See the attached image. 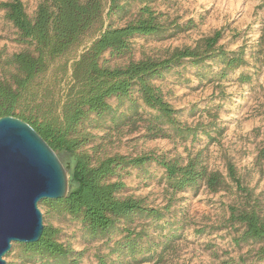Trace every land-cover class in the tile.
<instances>
[{
  "label": "trees",
  "instance_id": "obj_1",
  "mask_svg": "<svg viewBox=\"0 0 264 264\" xmlns=\"http://www.w3.org/2000/svg\"><path fill=\"white\" fill-rule=\"evenodd\" d=\"M145 0H40L30 17L22 0H2L0 8L5 18L16 28L20 43L31 49L12 53L8 64L15 69L8 79L0 78V117L12 115L26 121L55 151L64 166L68 165V191L64 197L42 199L39 205L50 214L69 215L78 220L91 239L112 241L105 254L95 253V264H124L143 261L151 250L143 246L145 229L133 225L136 219L158 221L165 212L145 205L132 196H120L125 184L118 176L128 167L142 168L155 162L164 170L166 185L172 191L204 185L215 192L226 185V177L219 170L209 169L196 156L185 161L179 157L148 152L139 155L115 153L93 161L84 149L92 134L84 129L92 119L106 117L114 128L141 119V107L153 111L147 118L148 130L167 136L166 128L175 136L195 139L204 135L215 141L223 128L216 112H210L207 122L194 125L183 123L178 110L165 98L154 83L172 69L185 64L200 66L207 61L220 62L218 74L225 77L230 71L246 63L244 46L226 50L217 44L219 31L201 38L194 46L175 47L159 58L144 57L123 65L110 66L103 59L119 57L131 49L136 36L164 37L172 34L171 26L159 20V15L145 2L136 16L122 25H107L71 65V83L64 100L55 106L37 100L32 91L35 79L45 73L51 62L69 53L94 25L107 17H121L129 11V3ZM179 28L175 26L174 31ZM264 45V20L258 46ZM245 79H249L245 76ZM110 100H114L113 105ZM166 127V128H165ZM264 156V155H263ZM227 176L238 190L246 193L231 164ZM228 221L242 227L234 236L237 244L258 243L255 259L226 264H264V213L255 208L229 206ZM60 229L44 224L40 238L35 242L12 244L7 256L24 260H38L42 264H79L81 251L72 249L59 240ZM113 236L115 237L113 239ZM115 255V259L111 256ZM11 264V262H7Z\"/></svg>",
  "mask_w": 264,
  "mask_h": 264
},
{
  "label": "rangeland",
  "instance_id": "obj_2",
  "mask_svg": "<svg viewBox=\"0 0 264 264\" xmlns=\"http://www.w3.org/2000/svg\"><path fill=\"white\" fill-rule=\"evenodd\" d=\"M39 1L22 0L30 17ZM144 2L159 15L161 22L171 26L173 33L160 38L136 36L125 55L109 57L104 54L107 65H123L144 57H163L175 47L194 46L215 31H219L217 44L226 50L245 47L246 63L225 77L218 74L220 62L207 61L200 66L185 64L154 80L165 98L178 110L181 122L189 125L207 122L210 114L207 109L216 112L223 131L215 141L208 142L201 134L193 140L191 137L180 138L166 127L167 136L155 135L154 130L147 129V118L153 111L145 107L139 109L141 119L117 129L106 117L85 123L84 129L92 136L84 149L92 155L93 161L115 153L134 156L152 151L184 161L196 156L209 169L219 170L226 177V185L215 192L202 184L174 192L166 185L163 168L155 162L142 168L120 170L118 176L111 178L124 182L120 196L138 198L145 205L165 212L158 221L135 220L133 225L137 224V229L143 227L147 233L143 246L150 249L152 255L143 261L124 264H226L242 259L250 262L255 259L259 244L235 243L233 238L242 227L229 222L228 217L229 206L255 208L264 213V45L258 46L264 0L132 1L129 11L121 17H107L104 13L102 21L94 25L77 46L53 60L48 70L35 79L32 91L37 100L58 106L71 83L73 60L107 25L119 26L133 19ZM176 25L179 28L174 31ZM17 37L16 28L0 8V78L8 79L15 71L7 61L12 53L31 49ZM110 102L115 104L114 100ZM228 164L233 166L247 195L227 176ZM38 206L43 224L58 227L59 240L82 252L79 264H95V253L108 251L112 241L91 239L78 220L69 215L46 216L45 208ZM115 258V255L111 256V259ZM4 259L6 264H42L38 260L7 255Z\"/></svg>",
  "mask_w": 264,
  "mask_h": 264
},
{
  "label": "water",
  "instance_id": "obj_3",
  "mask_svg": "<svg viewBox=\"0 0 264 264\" xmlns=\"http://www.w3.org/2000/svg\"><path fill=\"white\" fill-rule=\"evenodd\" d=\"M68 165L26 121L0 117V264L14 242L37 241L43 231L42 199L64 197Z\"/></svg>",
  "mask_w": 264,
  "mask_h": 264
}]
</instances>
